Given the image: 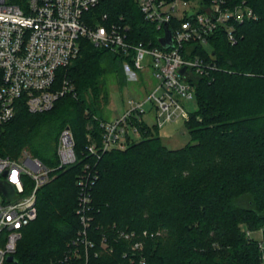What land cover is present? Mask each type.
<instances>
[{"label": "trees", "instance_id": "1", "mask_svg": "<svg viewBox=\"0 0 264 264\" xmlns=\"http://www.w3.org/2000/svg\"><path fill=\"white\" fill-rule=\"evenodd\" d=\"M6 1L21 8L28 2ZM197 1L199 12L210 3ZM242 1L257 17L232 23L234 42L219 25L208 37L211 52L196 42L185 46V57L200 56L217 69L195 81L196 109L184 120L190 136L184 146L167 147L155 125L144 124L142 137L123 150L87 151L101 132V80L112 66L122 70L125 56L85 38L57 71L55 86L62 89L66 80L70 91L43 112L18 103L0 127V156L26 150L53 166L57 136L69 127L76 161L38 189L37 216L23 228L8 264H141V258L145 264H261L258 240L246 231L261 229L264 241V0L225 4ZM91 17L86 20L127 26L131 42L162 47L163 29L144 19L136 0H98ZM177 23L176 17L168 22L171 29ZM86 164L94 176L84 211L92 246L85 249L70 243L83 228L76 182ZM136 241L139 251L131 248Z\"/></svg>", "mask_w": 264, "mask_h": 264}, {"label": "built area", "instance_id": "2", "mask_svg": "<svg viewBox=\"0 0 264 264\" xmlns=\"http://www.w3.org/2000/svg\"><path fill=\"white\" fill-rule=\"evenodd\" d=\"M97 3L98 0H28L26 8H21L0 0V127L15 116L19 102L30 113L43 112L52 108L64 91L71 90L66 80L62 89L55 86L57 71L77 56L80 40L84 38L96 47L125 56L137 69L144 68L142 61L147 58V65L153 67L158 80L146 98L155 108L156 128L176 119L186 120L190 110L185 103L195 97V81L217 67L200 56L185 57V46L191 42L200 43L204 48L209 46L208 37L219 25L226 27L228 40L234 42L232 23L257 17L245 1L230 7L225 0H210L199 12L201 4L193 1L136 0L144 19L163 29L162 36L166 27L171 32L173 46L159 48L129 41L127 26L103 22L106 14L101 17L103 21H87ZM184 16L188 18L183 19ZM174 17L178 23L171 29L168 22ZM144 102L129 100V109L120 117L110 122L100 121L99 139H91L87 151L97 155L110 149L123 150L132 141L139 140L142 125L146 124L142 117ZM55 157L57 163L48 166L26 150L16 158L0 156V264L11 263L7 261L8 256L15 258L23 228L36 218L38 189L52 179L55 171L76 161L69 127L62 128L57 136ZM93 176L86 164L76 182L77 212L83 228L70 244H83L85 249L92 246L86 238L88 219L84 211ZM121 235L129 237V234ZM246 235L251 236V232L246 231ZM104 242L103 238V248ZM257 245L264 264V241L258 240ZM131 248L139 251L142 243L136 241ZM67 255H71L70 251ZM140 263L145 264V260L141 258Z\"/></svg>", "mask_w": 264, "mask_h": 264}, {"label": "rangeland", "instance_id": "3", "mask_svg": "<svg viewBox=\"0 0 264 264\" xmlns=\"http://www.w3.org/2000/svg\"><path fill=\"white\" fill-rule=\"evenodd\" d=\"M193 2L198 1L193 0ZM205 48L211 52V47L205 46ZM122 59H124L122 61V70L112 66L110 69L108 68L101 80L102 93H106V98L100 97L99 99V116L102 120L110 122L129 109V100L134 102L145 101L143 103L145 114L142 117L146 123L154 125L155 108L150 101H146L147 96L155 89L158 83L153 67L147 65L146 57L142 61L144 65L142 69L134 68L127 64L126 58L123 57ZM185 105L189 110L196 109L195 97L189 103H185ZM155 133L161 138L163 144L169 148L184 146L190 139L183 119L167 122L162 127L157 128ZM251 236L255 240H260L262 237L261 229L251 231Z\"/></svg>", "mask_w": 264, "mask_h": 264}, {"label": "water", "instance_id": "4", "mask_svg": "<svg viewBox=\"0 0 264 264\" xmlns=\"http://www.w3.org/2000/svg\"><path fill=\"white\" fill-rule=\"evenodd\" d=\"M159 41H160L161 46L164 48H169L173 46L171 32L167 27L165 28L164 36L160 37ZM183 70L184 68H182L180 71L183 72ZM7 261L14 262L15 261L14 256H8Z\"/></svg>", "mask_w": 264, "mask_h": 264}, {"label": "crops", "instance_id": "5", "mask_svg": "<svg viewBox=\"0 0 264 264\" xmlns=\"http://www.w3.org/2000/svg\"><path fill=\"white\" fill-rule=\"evenodd\" d=\"M148 126H151V125H149L148 123H146Z\"/></svg>", "mask_w": 264, "mask_h": 264}]
</instances>
